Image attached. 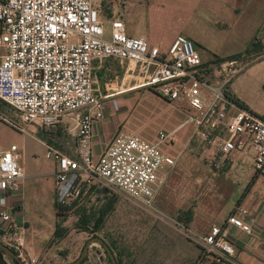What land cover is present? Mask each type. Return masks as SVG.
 I'll return each mask as SVG.
<instances>
[{
    "label": "built area",
    "instance_id": "built-area-1",
    "mask_svg": "<svg viewBox=\"0 0 264 264\" xmlns=\"http://www.w3.org/2000/svg\"><path fill=\"white\" fill-rule=\"evenodd\" d=\"M109 59L138 65L144 75L139 86L175 106L182 116L177 128L191 126L213 171L231 169L236 157L251 152L252 171L264 174V115H252L225 96L246 62L202 63L181 35L159 52L143 38L127 36L118 16L105 27L93 0H0V103L15 116L10 120L0 114V121L22 135L32 134L31 128L44 131L59 125L74 135L72 156L44 145L43 157L55 166V205L64 209L82 186L94 187L129 200L181 234L197 251L187 264H236L232 231L250 233L242 219L244 209L235 208L221 224L199 233L154 207L176 162L165 149L175 130L158 131L148 141L122 127L100 154L93 153L92 128L103 119L105 99L110 98L95 90L93 67ZM111 106L117 109L114 101ZM18 158L14 145L0 151V243L21 259L25 223L20 205L11 202L25 178Z\"/></svg>",
    "mask_w": 264,
    "mask_h": 264
},
{
    "label": "rangeland",
    "instance_id": "rangeland-1",
    "mask_svg": "<svg viewBox=\"0 0 264 264\" xmlns=\"http://www.w3.org/2000/svg\"><path fill=\"white\" fill-rule=\"evenodd\" d=\"M93 1L98 5L99 17L106 27L112 6H116L117 0ZM255 44L264 46V43ZM193 49L196 50L194 45ZM234 59L243 63L249 60L245 57ZM151 97H139L143 114L130 119L125 125L127 131L148 141L151 139L146 137L145 131L168 132L182 120L174 105L170 106L164 101L155 102ZM0 114L10 120L15 117L2 103ZM31 131L32 134L22 135L0 121V142L15 144L16 152L23 154L27 163L43 169L50 162L43 157V144L65 155H73L74 135L62 125L44 131L31 128ZM180 134L183 136L176 139L173 148L179 156H176L175 165L165 177L154 207L172 221L205 233L229 213L230 210L226 211L225 207L235 185L232 179L221 173L223 171H213L202 158L201 145L192 135L191 126L184 125ZM172 155L175 156V152ZM20 162L21 158L17 163ZM46 196L43 190V195L35 199H24L26 216L32 220L30 226L34 227L36 233L51 220V203L49 195ZM66 208L64 212H59L63 215L62 219L55 218L53 232L58 231L60 239L53 237L52 232L49 238L47 234L42 235L45 239L41 244L26 246L24 241L21 259L17 257L20 264H71L79 257L89 239H93L87 250L89 259L86 254L79 264H111L104 247L110 251L115 264H187L196 255V249L170 225L147 214L123 197L82 186L78 197L70 201ZM3 259L7 264H17L6 255Z\"/></svg>",
    "mask_w": 264,
    "mask_h": 264
},
{
    "label": "crops",
    "instance_id": "crops-1",
    "mask_svg": "<svg viewBox=\"0 0 264 264\" xmlns=\"http://www.w3.org/2000/svg\"><path fill=\"white\" fill-rule=\"evenodd\" d=\"M121 1H125V5L121 6ZM117 16L122 20L127 36L143 38L150 46L157 47L159 52H164L174 37L181 35L196 47L201 62L207 65L212 66L236 57L249 58L242 70L230 81L227 91L252 115H264V52L250 51L251 43L255 42L259 33L261 39L256 43H264V0H117L116 6H112L109 19ZM92 77L99 95H110V98L105 99L103 119L92 128V150L98 155L113 132L126 128L130 119L142 116L141 95H151V100L155 102L164 100L158 98L151 89L139 86L144 75H140L136 63H119L109 59L94 65ZM111 101L115 102L116 110L111 106ZM229 111L233 112L232 109ZM181 122L180 119L168 130H175L171 143L174 146L165 148L170 155L175 152L177 158L178 151L173 148L176 139L183 136L180 134L183 126L177 128ZM145 132L148 139H154L156 131ZM13 145L15 146L0 142V151ZM250 154L251 152H247L244 156L236 157L234 167L221 172L232 179L235 185L225 207L226 211L230 210L229 213H232L237 207L244 209L246 214L242 219L250 225L248 234L232 231L236 264H264V174L252 171L247 158ZM18 156L21 158L18 165L25 178L20 183L19 194H14L11 202L20 205L19 217L25 223V245L33 246V243L41 244L44 241L42 235L47 234L49 238L55 226V166L50 160L43 169L27 163L23 154ZM43 190L46 197L49 195L51 220L44 223L38 230L40 232L36 233L34 227L30 226L32 220L26 216L24 199H35L40 194L43 195ZM224 219L217 220L213 225L221 224Z\"/></svg>",
    "mask_w": 264,
    "mask_h": 264
},
{
    "label": "water",
    "instance_id": "water-1",
    "mask_svg": "<svg viewBox=\"0 0 264 264\" xmlns=\"http://www.w3.org/2000/svg\"><path fill=\"white\" fill-rule=\"evenodd\" d=\"M93 241V239H89L86 241L82 251H81V254L79 255V257L77 259H75L71 264H79L86 256L87 254V250H88V247L90 245V243ZM99 243H101L100 240H97ZM102 244V243H101ZM104 247V246H103ZM104 250H105V253L106 255L108 256L111 264H115V261L110 253V251L104 247ZM4 255L10 257L14 262H16L17 264H20L17 256L10 250L8 249L7 247H5L4 245H2L0 243V264H7L5 262V260L3 259Z\"/></svg>",
    "mask_w": 264,
    "mask_h": 264
},
{
    "label": "trees",
    "instance_id": "trees-1",
    "mask_svg": "<svg viewBox=\"0 0 264 264\" xmlns=\"http://www.w3.org/2000/svg\"><path fill=\"white\" fill-rule=\"evenodd\" d=\"M262 50L264 51V46H260L258 44L256 45L254 42L251 43L250 51L260 52ZM225 96L236 107L248 112L247 108L239 100H237L234 96H232L228 91L225 93ZM54 209H55V217L62 219L63 215H61L59 212H61V211L64 212V210H66L67 208L63 209V208L54 204ZM96 227H97V225L94 228H96ZM57 232L55 230L52 235H53V237L60 239V235Z\"/></svg>",
    "mask_w": 264,
    "mask_h": 264
}]
</instances>
